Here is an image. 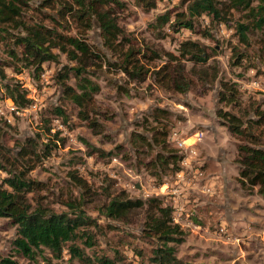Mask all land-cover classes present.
Listing matches in <instances>:
<instances>
[{"label": "rangeland", "instance_id": "1", "mask_svg": "<svg viewBox=\"0 0 264 264\" xmlns=\"http://www.w3.org/2000/svg\"><path fill=\"white\" fill-rule=\"evenodd\" d=\"M121 1L125 10L117 23L128 41L124 51L132 49L140 74L133 78L115 66L117 60L103 47L94 21L86 39L102 57L101 67H87L85 76L99 91L81 114L55 79L62 65L73 63L60 56L59 64H43L37 76L31 68L13 63L0 43V60L14 66L5 67L7 80L19 82L31 101L17 109L11 100H0V188L10 174L20 172L33 182L26 194L31 209L74 217L71 204L90 219L71 242L82 258L66 248L59 256L44 250L27 258L14 245L16 225L0 217V257H11L18 264H99L103 257L114 264H151L156 241L142 232L143 214H131L124 221L104 216L110 196L123 193L143 201L157 198L171 207L172 218L185 233L183 242L174 246L178 259L190 264H264V195L237 182L235 139L225 120L216 116L221 109L240 117L242 128L264 144L262 33L249 31L248 45H242L234 30L241 19L238 13L227 23L200 17L193 29L173 32L167 25L159 27L156 18L183 11L185 0H156L148 11L135 0ZM31 16L40 14L27 10L25 18ZM186 41L196 42L208 55L194 66L200 75L190 71L193 62L180 51ZM173 80L183 87L187 84L185 91L175 90ZM67 84L75 87L74 79ZM224 85L235 87V105L221 101ZM56 108L63 111V118L53 112ZM254 108L262 117L254 114ZM153 128L166 132V150L193 167L200 165L203 181L185 180L186 174L179 177L184 170L179 159L175 165L156 160L169 152L150 140ZM174 132L186 145L194 142L192 152L175 148L167 139ZM44 144L55 146L47 153ZM22 147L29 154L19 160ZM71 175L84 181V188ZM204 182L212 186L213 194L203 191Z\"/></svg>", "mask_w": 264, "mask_h": 264}, {"label": "trees", "instance_id": "2", "mask_svg": "<svg viewBox=\"0 0 264 264\" xmlns=\"http://www.w3.org/2000/svg\"><path fill=\"white\" fill-rule=\"evenodd\" d=\"M33 1H37V4ZM155 1L135 0L137 6L145 11L154 9ZM183 3V11L173 15L168 12L159 15L156 18L157 25H167L173 32H178L182 28L193 29L195 20L200 17H209L216 23H227V18L238 13L241 19L234 23L238 41L244 46L248 45L249 31L261 32L264 40V0H185ZM31 9L37 11L40 17L25 18V12ZM124 10L121 0H0V43L5 44L7 55L13 63L20 64L22 68H31L37 76L42 73L43 64H59L60 56L73 63L62 65L55 79L61 85L64 97L81 114L90 107L93 96L99 91L98 85L85 76L87 67H101L98 62H101L102 57L86 39V33L90 31L94 21L98 24L103 47L117 60L114 65L133 78L140 74L134 65L135 59H132V49L128 47L124 51L127 40L117 23V16ZM181 46L183 56L193 62L190 71L200 75L194 72V66L206 61L208 55L196 42L186 41ZM236 57L239 61L242 59L239 54ZM12 62L0 60V100L9 99L17 109H24L31 103L26 90L19 82H9L4 71L6 66L14 67ZM14 69L20 72L17 67ZM70 79H74L75 87L67 84ZM180 82L173 80L174 88L178 92H184L188 85L183 87ZM224 86L225 93L221 94V101L227 106L235 105V87ZM253 111L255 115L262 117L263 113L257 108ZM53 112L63 118L64 113L60 109L56 108ZM216 116L225 120L228 132L235 139L237 182L245 188H257V193L264 195V144L256 134L246 130L247 127L242 128L240 117L221 109L216 112ZM151 130L150 140L160 145L161 150L169 152L167 157L159 156L156 160L161 164L175 165L179 157L173 151L165 149L166 132L156 128ZM139 139L146 141L142 136ZM54 146L44 144V149L49 153ZM20 150L19 160L29 154L23 147ZM2 156L0 151V158ZM10 175L3 180L0 188V217L8 218L16 225V249L23 256L33 258L36 252L44 250L59 256L66 248L72 256L82 258V253L71 242L76 238V230L88 224L90 219L80 214L79 207L71 204L69 208L74 210V217L65 213H49L37 207L31 209L26 194L27 190L33 188V182L25 179L20 172ZM71 177L84 188V181L73 175ZM103 212L106 218L119 221L128 219L131 214H143L142 232L156 241L150 258L151 264H190L175 256L174 246L183 242L185 233L173 222L171 207L162 205L159 199L143 201L130 199L123 193L115 194L110 196ZM87 240L90 238L87 237ZM98 261L99 264H114L105 257ZM0 264L18 263L11 257H0Z\"/></svg>", "mask_w": 264, "mask_h": 264}, {"label": "built area", "instance_id": "3", "mask_svg": "<svg viewBox=\"0 0 264 264\" xmlns=\"http://www.w3.org/2000/svg\"><path fill=\"white\" fill-rule=\"evenodd\" d=\"M200 134V133H199ZM196 138H200V135L198 136V134H196ZM168 140H171V142L174 143V146L176 149H178L181 152L186 153L187 151L192 152V147L194 146V142L191 144L186 145L185 140H182L180 135H178L176 132L171 133L168 137ZM196 142V141H195ZM181 160V161H180ZM113 161H115V159H113ZM179 161L181 163V167H184V170L181 169L178 173V176L181 177L183 179V177L185 176V174L187 175V178L185 180H190L192 177L199 179L201 181L203 180L201 179L203 175V171L200 169V165L198 166H191L190 164H188V162L186 161V158L184 157H180L179 156ZM203 191L208 193V194H213V188L210 184H206L204 182L203 184ZM173 222H175L177 224V222L175 221L174 218H172ZM222 230V229H221Z\"/></svg>", "mask_w": 264, "mask_h": 264}, {"label": "crops", "instance_id": "4", "mask_svg": "<svg viewBox=\"0 0 264 264\" xmlns=\"http://www.w3.org/2000/svg\"><path fill=\"white\" fill-rule=\"evenodd\" d=\"M213 206H216L215 204Z\"/></svg>", "mask_w": 264, "mask_h": 264}]
</instances>
